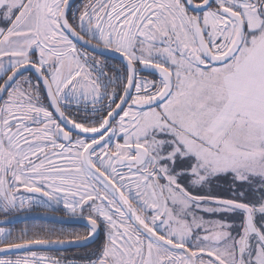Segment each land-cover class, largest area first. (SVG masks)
Here are the masks:
<instances>
[{
  "label": "snow or ice",
  "instance_id": "1",
  "mask_svg": "<svg viewBox=\"0 0 264 264\" xmlns=\"http://www.w3.org/2000/svg\"><path fill=\"white\" fill-rule=\"evenodd\" d=\"M38 207L86 235L0 264H264V0H0V225Z\"/></svg>",
  "mask_w": 264,
  "mask_h": 264
},
{
  "label": "flooded vegetation",
  "instance_id": "2",
  "mask_svg": "<svg viewBox=\"0 0 264 264\" xmlns=\"http://www.w3.org/2000/svg\"><path fill=\"white\" fill-rule=\"evenodd\" d=\"M62 207V205H61ZM18 216L20 214H17ZM28 215L36 216V215H50L54 217H61L64 219H75V218H70L68 214H66L63 211L60 212H52L48 211L43 207H38V208H33L31 213ZM2 219V217H0ZM13 228L14 232L18 231L19 229L28 227L30 229H51L56 233H62L63 237L66 241L67 240H72L74 237L79 234L81 236L86 235L87 233V228L84 226H79V225H62V224H54V223H49V222H44L39 219H34V220H28L26 222H22L19 224H14L9 226ZM83 251H87L86 248H75V247H68L63 250H57L55 252H50L51 255H56V256H64L69 259L73 258L74 256L80 254Z\"/></svg>",
  "mask_w": 264,
  "mask_h": 264
},
{
  "label": "water",
  "instance_id": "3",
  "mask_svg": "<svg viewBox=\"0 0 264 264\" xmlns=\"http://www.w3.org/2000/svg\"><path fill=\"white\" fill-rule=\"evenodd\" d=\"M32 216V215H30ZM36 216H40V217H48V219H39L41 221H44V222H49V223H54V224H62V225H79V226H84L86 225V221H83V220H78V219H64V218H61V217H54V216H50V215H36ZM28 220H34V219H19L17 223L15 224H19V223H22V222H26ZM61 221H66V222H61ZM0 226H3V227H9L11 225H0Z\"/></svg>",
  "mask_w": 264,
  "mask_h": 264
},
{
  "label": "rangeland",
  "instance_id": "4",
  "mask_svg": "<svg viewBox=\"0 0 264 264\" xmlns=\"http://www.w3.org/2000/svg\"><path fill=\"white\" fill-rule=\"evenodd\" d=\"M20 191L23 192V188H21Z\"/></svg>",
  "mask_w": 264,
  "mask_h": 264
}]
</instances>
